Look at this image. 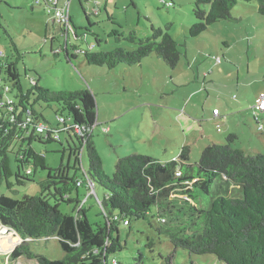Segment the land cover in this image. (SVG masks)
<instances>
[{
	"label": "rangeland",
	"instance_id": "obj_1",
	"mask_svg": "<svg viewBox=\"0 0 264 264\" xmlns=\"http://www.w3.org/2000/svg\"><path fill=\"white\" fill-rule=\"evenodd\" d=\"M95 8L100 12L95 14ZM194 8L195 0H72L71 17L78 37L72 35L71 40L81 49L132 48L129 41H118L116 36L136 31L139 39H146L155 26L167 30L181 52L174 69L155 54L135 65L119 64L109 69L88 64L82 54L72 61L63 52L55 55L52 49L56 51L59 42L46 38L49 20L43 4L37 5L35 0H0L3 25L25 55L18 64L25 88L31 86L29 77L35 76L52 91L89 88L95 93L99 125L93 129V140L102 157L103 170L111 177L118 159L136 152L159 159L177 158L182 146L190 145V162L196 164L204 147L227 143L234 133L236 138L230 141L233 148L249 154L264 153V130H258L254 119L258 116L264 125V114L253 109L260 92H264V15L258 12L257 1H240L233 7L230 19L217 21L191 36L190 29L198 22ZM0 33V49L7 55L12 51L15 54L11 39L3 29ZM3 93L14 97L13 92ZM240 104L249 110L246 122L245 115L238 113ZM214 107L222 111L225 120L223 116H213ZM60 108L59 103L36 105L44 114L41 119L45 125L56 124L55 113ZM61 137L62 144L34 142L33 147L45 155L49 167L69 166L73 176L75 161L69 157L68 136L62 133ZM72 137L71 145H78V139ZM14 157L11 154L16 170ZM82 162V171L77 175L83 177L89 167L86 151ZM46 176L47 171L39 169L35 181L15 185V193L0 184V193L19 199L35 196L41 191L39 181ZM218 183L213 188L215 193L226 194ZM95 188L89 194L81 187V201L93 223H104L101 201L106 191L99 184ZM62 209L73 211L74 205H63ZM129 219L130 225L119 223L125 248L109 255L108 264H113V259L117 264H159L168 256L171 264H225L213 254L191 255L176 247L158 217ZM7 237L0 238V264H39L26 256L11 261L10 254L23 241H6ZM28 241L39 255L52 260L65 256L56 236Z\"/></svg>",
	"mask_w": 264,
	"mask_h": 264
},
{
	"label": "trees",
	"instance_id": "obj_2",
	"mask_svg": "<svg viewBox=\"0 0 264 264\" xmlns=\"http://www.w3.org/2000/svg\"><path fill=\"white\" fill-rule=\"evenodd\" d=\"M240 1H257L258 12L264 15V0H195L198 22L190 29L191 36L199 35L217 21L230 19L233 7ZM0 29L11 39L15 51L7 55L0 49V76H6L2 79L0 104L8 98L3 93L7 92L6 86L8 92L14 93L12 104L0 105V184L15 193V185L35 181L39 169L47 171V176L39 181L41 191L35 196L19 199L0 193V225L23 239L10 254L11 261L26 256L39 264H108L109 255L125 248L119 223L130 225L129 217L152 216L165 225L171 242L191 255L213 254L225 264H264V153L249 154L233 148L230 141L236 134H231L227 143L207 145L196 164L190 162L189 145L181 148L177 158L166 162L136 152L120 157L111 177L103 170L102 157L93 140V129L99 125L95 93L89 88L52 91L35 76L29 77L31 86L25 88L18 65L25 55L3 25L1 12ZM66 29L58 24L54 27L56 34L52 39L60 42L56 51L52 50L55 55L65 53L69 61L82 54L90 65L113 69L119 64L141 63L143 58L155 54L174 69L180 60L177 41L160 27L152 26V35L146 39H139L136 31L117 35L118 41L127 40L133 47L117 46L107 51L81 49L71 41L66 47ZM25 72L28 75V70ZM40 102L61 105L55 113L56 124L42 122L44 114L36 109ZM60 116L63 122L58 119ZM255 120L258 130L263 131L264 128L259 129L263 125L261 119L256 116ZM40 124L45 126L43 132L37 130ZM62 133L68 136L69 157H74L73 176L69 166L49 167L45 155L33 147L34 142L62 144ZM72 135L78 145L69 142ZM85 151L89 167L82 177L77 172L82 171ZM11 154L15 156L16 170ZM86 175L106 191L101 201L104 223H93L81 197L73 196L81 186L89 192ZM80 180L84 181L82 185H78ZM217 182L226 194L215 193ZM72 204L73 211L62 209L63 205ZM52 236L58 238L65 252L62 259L52 260L35 253L28 241ZM150 241L152 245L153 240ZM159 264H171V257Z\"/></svg>",
	"mask_w": 264,
	"mask_h": 264
},
{
	"label": "built area",
	"instance_id": "obj_3",
	"mask_svg": "<svg viewBox=\"0 0 264 264\" xmlns=\"http://www.w3.org/2000/svg\"><path fill=\"white\" fill-rule=\"evenodd\" d=\"M58 0H45L44 2V6H45V10L48 13L49 16V20H52L55 24H58L60 26H64L66 27V32H65V45L66 47H68L69 42L71 41V33L74 32V26H73V22H72V17H71V2L72 0H66L64 2L63 5L61 6H57ZM35 3L37 5L41 4V0H36ZM218 60H221L220 58H218ZM3 83H2V78L0 76V89L2 88ZM9 87L6 86L5 87V91H9ZM14 102V99L12 97H8L7 100H3L1 102L0 105H4L6 103L8 104H12ZM255 109L257 111H264V92H261L259 94V98H257L256 103H255ZM214 114H219V109H215L214 110ZM258 118V116H257ZM58 119L60 120V122L64 121L63 117H58ZM29 121H31V118H28ZM263 125L259 126V129H263ZM45 129V126H43L42 124H40L37 127V130L40 132H43ZM106 129H108V127H106ZM177 174H180V172H178ZM86 185L89 188V194L95 191V184L94 182L86 175ZM84 181L80 180L78 181V185H82ZM8 236V237H7ZM6 238V241L12 240V238H16L18 241L21 240L23 241V239L14 231H10V229L7 226H3L1 225L0 227V238ZM14 250V249H13Z\"/></svg>",
	"mask_w": 264,
	"mask_h": 264
},
{
	"label": "crops",
	"instance_id": "obj_4",
	"mask_svg": "<svg viewBox=\"0 0 264 264\" xmlns=\"http://www.w3.org/2000/svg\"><path fill=\"white\" fill-rule=\"evenodd\" d=\"M36 1V0H35ZM44 2H45V0L42 2L41 1V4H39V5H42L43 4V6H44ZM60 2H61V0H58V2H57V6H61V5H63L64 4V2L63 3H61L60 4ZM71 4H72V2H71ZM44 9H45V6H44ZM93 12L96 14V13H99L100 12V8L98 9V8H95V9H93ZM48 14V13H47ZM48 20H49V16H48ZM56 25L57 24H55L52 20H49V22L48 23H46V30H45V33H46V38L47 39H51L52 41H53V36L56 34V31L54 30V27H56ZM54 26V27H53ZM73 26H74V24H73ZM74 36L75 38H77L78 37V33H77V30L75 29V26H74V32H72L71 33V35H70V37L71 36ZM53 42H56L55 40L53 41ZM60 42V41H59ZM71 42H72V40H71ZM63 43V42H62ZM54 46H52V48H53ZM261 92H263V91H261ZM260 92V93H261ZM215 109H219V108H217V107H214L213 108V111H212V113H213V116L215 117V118H217V119H219L220 117H222L223 115V113H221L222 111H220V109H219V114H214V110ZM238 109V113H240V114H243V115H245V117L243 118L244 119V121L243 122H246V116L248 115V112H249V110L248 109H245V107H243V105L242 104H240L239 105V107L237 108ZM253 109L255 110V111H257L256 109H255V106H253ZM226 112V111H225ZM259 112H261L262 114H264V111H259ZM247 114V115H246ZM97 119H98V117H97ZM222 120H225V116H223V118H221ZM254 119H255V117H254ZM248 121L250 122V120L248 119ZM256 121V120H255ZM99 122V121H98ZM242 123V122H241ZM258 126V125H257ZM231 130V129H230ZM233 132V131H232ZM234 133V132H233ZM235 134V133H234ZM184 146V145H183ZM182 146V147H183ZM190 146V145H189ZM205 148V147H204ZM204 150V149H203ZM202 150V151H203ZM191 152H192V147H191ZM179 156V155H178ZM171 158H173V159H175V156H173V157H170V158H168V159H159V160H161V161H163V162H166V161H169ZM172 160V159H171ZM82 187V186H81ZM81 187H79V190L77 191V192H74V193H76V194H78L79 195V197H80V188ZM85 188V187H84Z\"/></svg>",
	"mask_w": 264,
	"mask_h": 264
}]
</instances>
